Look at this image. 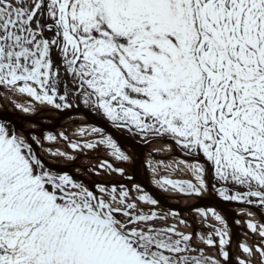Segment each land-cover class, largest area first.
<instances>
[{"label":"snow or ice","instance_id":"snow-or-ice-1","mask_svg":"<svg viewBox=\"0 0 264 264\" xmlns=\"http://www.w3.org/2000/svg\"><path fill=\"white\" fill-rule=\"evenodd\" d=\"M0 90L56 109L71 107V94L115 128L179 150L164 167L191 178L164 176L161 188L200 196L210 175L224 200L264 207V0H0ZM78 134L99 139L60 138L129 159L100 128ZM93 168L124 174L108 160ZM157 204L51 168L0 124V264H231L214 209L198 210L213 229L202 234ZM247 227L259 240L239 244L236 264H264V223Z\"/></svg>","mask_w":264,"mask_h":264},{"label":"bare ground","instance_id":"bare-ground-1","mask_svg":"<svg viewBox=\"0 0 264 264\" xmlns=\"http://www.w3.org/2000/svg\"><path fill=\"white\" fill-rule=\"evenodd\" d=\"M30 98L26 96H20V95H15L8 93L5 90H0V106H2L6 110H12V111H17L21 114L28 115L34 118V120H28L26 121L25 119L22 121L23 127L28 130H33L38 126V124L42 122H47L49 119H57L59 116V111L47 104H39L38 102L32 101L29 103ZM17 104L24 105L30 108V111L25 112L22 110V108L17 107ZM59 123L61 126L64 127L65 132L67 133L68 136L74 137V138H87L91 136H95L97 134H86L85 136L81 137L78 134V130L80 127H97L102 129L103 133L106 132V126L105 125H97L94 123V121L91 119L90 115L82 112H76L70 116H67L65 118H62L59 120ZM57 126L55 125H49L46 128L42 129L37 135H31L32 141L38 146L40 150V155L41 158L45 161L46 164H54L56 165V162L58 161H64L65 164H62L61 166H56L60 171H69L75 178L83 180L87 183L92 184L93 182L96 181H102V182H111V181H116V179H113V177L109 178H103L97 174H95V169L93 168V165L98 164L100 160L108 159L114 162V164L117 167H123L126 170V173H134L136 175V178L139 179L141 182H143V179L141 177V169L138 165L137 159H135V155H132L129 157L127 161H117L115 160L114 157L109 155V151L107 148L102 147V148H97L93 150H87L85 156H82L81 153L78 151H73L70 148L66 147L65 145L63 146V151L66 153H71L75 157L73 160H68L66 158L63 159H55L51 157L46 149H44V146L48 144V141L44 139L47 135H54L57 137L58 143H63L64 140L60 138V136L55 132ZM18 133H21L18 131ZM33 137H35L37 140H39L41 143L37 144L34 140ZM107 150V151H106ZM179 150L175 149V146H172L171 149L169 148V145L164 143L163 141H157V140H152L150 143H148L146 147V155L148 156H161V155H156V152L163 154L162 156L169 155L172 152H177ZM66 163L70 164L68 166ZM156 168L157 171L154 173L153 169ZM148 173L150 178L152 179L153 185L155 186L156 190L165 198L169 199L172 204L175 206H183L186 204H189L191 202H194L197 200V197L194 196H182L179 192L177 191H172V190H165L158 186L155 183V180L160 178L161 172L157 168V164L153 163L150 161L148 163ZM130 178L127 180V183L130 185L133 182H136L132 177L134 175L129 176ZM187 179H190L191 177L189 175H186ZM109 179V180H108ZM208 183H209V188L206 192H204V195L207 196H216L212 185L210 183V180L208 178ZM221 211V210H220ZM236 214V219L235 223L241 227V238L247 239L249 241L250 245H253L259 240V237L256 236L255 234L251 233V231L247 227V222L245 221L248 218L253 219L256 222H264V210H261L259 213H256L250 208H236L234 210ZM249 213H252L250 216ZM190 214V213H189ZM223 219L226 222L227 229L229 226L228 219H227V212L223 211L222 213ZM192 221H194L192 219ZM187 230V229H186ZM250 235L256 239L257 241H254L253 239L250 238ZM234 243V242H233ZM235 246V243H234ZM209 251L215 252L214 248H208ZM236 264V261H235Z\"/></svg>","mask_w":264,"mask_h":264},{"label":"water","instance_id":"water-1","mask_svg":"<svg viewBox=\"0 0 264 264\" xmlns=\"http://www.w3.org/2000/svg\"><path fill=\"white\" fill-rule=\"evenodd\" d=\"M76 112H82V113H86V114L90 115V117L94 121V123H96L97 125L102 124V125L106 126V132L104 134L111 135L112 138L116 142L122 143V141H123L131 147L132 151L136 155L138 164L140 166V169L142 172L141 177L143 179V182H141L139 179H137L136 175L133 177V179L136 180L145 189V191L148 192V194L150 196H152L154 199H156L158 201V204L161 207L169 209L172 212H176V213H178V215H180L181 213L187 212L190 209H193L196 207H201V206L217 207V208L225 210L227 212L228 218L230 220L229 221L230 236L232 238L234 237L237 241L236 247L233 250H230V255L232 257L231 264H235V259L237 257L239 250H240L239 244L242 243V238L235 233V229L241 231V228L239 226H236V224H235L236 214H235L234 210L237 207H250L254 211H256L257 213H259L260 209L258 207L254 206L252 204H245V203H241V202H237V201H226L221 197L207 196V195L196 196L197 200H195L194 202H191L189 204H186L184 206H180V207L175 206L174 204H172V202L169 199L163 197L156 190L155 186L153 185L152 179L149 176L148 165H147L148 160L166 159L169 156L166 155L164 157H157V156L146 155L145 150H146V147L148 145V142H140V141L136 140L129 133L123 132V131H118V130L112 128L111 126H109L107 124V122L104 119L96 116L93 112H91L90 110H88L86 108L73 107V108H69V109L59 110V116L57 119H49V121H47V122H42V123L38 124V126L36 128H34L33 130L25 129L23 127V123H22V121L24 119L25 120H34L33 117L21 114L17 111L6 110L2 106H0V119L10 122L13 125L15 130H19L23 134V137L26 140H28L29 143H32L34 150L40 155V150H39L38 146L32 141L31 135L32 134H38L42 129L46 128L49 125H55V126H57V128L62 133H64L66 136H68L64 130V127L61 126V124L59 123V120H61L62 118H65L67 116H70ZM68 137H69L70 141H75V142H80V143H83L84 141H92V140L99 139L98 135L87 137V138H73L71 136H68ZM174 155L179 157L181 155V153L180 152H174ZM62 164H65V162L64 161L56 162V166H60ZM66 164L71 167L70 164H68V163H66ZM49 166L51 168H53V165H49ZM121 182H122V184L126 183L125 180H122ZM84 183H86V182H84ZM184 196H186V195H184ZM216 254H217V257L219 258L218 253H216ZM222 264H224V262H222Z\"/></svg>","mask_w":264,"mask_h":264},{"label":"rangeland","instance_id":"rangeland-1","mask_svg":"<svg viewBox=\"0 0 264 264\" xmlns=\"http://www.w3.org/2000/svg\"><path fill=\"white\" fill-rule=\"evenodd\" d=\"M62 91H63V89H62ZM57 102H59V101H57ZM68 102L72 105L71 107H83V108H87V109H89L90 111H92L96 116H99V117H102L98 112H96V111H94L93 109H91V108H88V107H85L80 101H79V99L78 98H74L71 94H69V97H68ZM45 105V104H44ZM71 107H69V108H71ZM61 109H67V108H61ZM103 118V117H102ZM104 120L112 127V128H114V129H117V130H121V131H125V132H128L127 130H125V129H118V128H115L114 126H112L105 118H104ZM26 121H28V120H26ZM0 124H2L7 130H8V132L11 134V133H14V131H13V126H12V124L10 123V122H7V121H0ZM59 136H60V133H62V132H60L59 131V129H57L56 128V131H55ZM128 133H130V132H128ZM133 137H135L136 139H138V140H140V141H142V142H145V141H147L148 143H150L152 140H157V141H159V139H156V138H154V137H148L147 138V140H145V139H143L140 135H137V134H134V133H130ZM34 135H37V134H34ZM160 141H162V140H160ZM117 144H118V146L125 152V154L128 156V157H131L132 155H135L134 154V152L132 151V149H131V147L128 145V144H126L125 142H123L122 141V143H119V142H117ZM62 145H65L66 147H68V142L67 141H64V144L62 143H58V142H49L48 141V144L47 145H45L44 146V149H48V148H51V149H53V150H55L56 148H59L60 150H62L63 149V146ZM102 147H104V146H99V148H102ZM72 150V149H71ZM63 151V150H62ZM107 151V150H106ZM108 151L110 152V149H108ZM79 153H81L82 154V156H85V154L84 153H86L87 152V150L85 149V150H83V151H78ZM69 154H71V153H69ZM50 155V154H49ZM156 155H163V154H160V153H158V152H156ZM73 156V155H72ZM160 156V157H161ZM135 157V156H134ZM163 157V156H162ZM173 157H178V156H176V155H170L169 156V158L168 159H152V160H150V161H152L153 163H156L157 164V168H158V170L162 173L161 174V176H160V178L161 177H164V176H168L169 178H172V179H187L186 178V175H184V174H182V173H179V172H170L169 170H166L165 169V167H164V165H167V164H169V163H171V158H173ZM55 159H63V158H59V157H57V158H55ZM135 159H136V157H135ZM104 160H108V159H104ZM101 161V160H100ZM109 162H111V163H114V162H112L111 160H108ZM149 161V162H150ZM138 162V161H137ZM162 162V163H161ZM95 165H97V164H95ZM114 165V164H113ZM139 165V164H138ZM94 166V165H93ZM118 168H122L123 170H124V174L123 175H120V174H118V173H104V172H101L100 174H99V176H101V177H103V178H109V177H113V179H116V181H118V180H120V178L122 177V178H126V179H129V177L128 176H131V175H135L134 173H126V170H125V168H123V167H118ZM53 169H55V170H58V171H60L59 169H57V168H53ZM96 171V170H95ZM60 172H62V171H60ZM64 172V171H63ZM109 180V179H108ZM115 181V182H116ZM100 182H102V181H100ZM112 182V181H111ZM210 183H211V185H215V187L216 188H219L221 185L220 184H218L215 180H214V178H212L211 176H210ZM86 184V183H85ZM87 185H91V184H87ZM124 186V185H123ZM139 187L141 190H142V193H145L144 191H143V188L140 186V185H138L136 182H133L132 184H130V185H127V186H125L127 189H129L130 190V192L133 194V195H140V194H142V193H137V192H135V188L136 187ZM213 188V187H212ZM213 190H214V188H213ZM214 192H215V194L216 195H218V193L214 190ZM219 196V195H218ZM256 205V204H255ZM144 206H148V205H143L142 207H144ZM258 206V205H257ZM258 207H260L262 210H264V207H261V206H258ZM241 208H243V207H241ZM244 208H246V207H244ZM146 211L147 210H149V209H147V208H144ZM200 209H203V210H207V209H214L220 216H222L223 217V215H222V213H223V211L224 210H221V209H218V208H210V207H198V208H196V209H193V210H196V211H193V210H191L190 211V213L192 214H186V213H184V214H182L181 216L182 217H180L179 216V218H183V219H185L186 221H188L189 222V225H191V226H193L194 228H195V230L198 232V233H202V234H207L208 233V231L209 232H211V231H213V229L211 228V227H207L206 226V224L205 223H202L201 221H202V218L199 216V214H198V210H200ZM218 209V210H217ZM154 210H156V211H158V212H160L161 214H163V213H170V211H168V210H166V209H160V208H154ZM221 210V211H220ZM191 215V218L194 220V222L192 221V222H190L189 221V219H188V217ZM187 217V218H186ZM227 219H228V217H227ZM249 220H253V219H251V218H248V219H246L245 221L246 222H248ZM225 221V220H224ZM228 221H229V219H228ZM169 222H171V219H170V221ZM195 223V224H194ZM208 224H212V225H215L216 227H222L220 224H219V222H217V221H215V220H212L211 218H209V220H208V222H207ZM258 223H264V222H258ZM203 225L205 226V228L203 227ZM193 227H189L188 229H187V231H192L193 230ZM202 228V229H201ZM209 229V230H208ZM228 231V230H227ZM236 233H238L239 234V230H236ZM250 238L251 239H253L254 241H257L256 239H254L251 235H250ZM235 240V239H234ZM236 241V240H235ZM248 243L249 244V241H247V239H245V241H244V243ZM236 243H237V241H236ZM250 245V244H249ZM207 250V249H206ZM206 254L207 255H212V253L211 252H207L206 251ZM243 254L241 253V255L240 256H242ZM239 256V257H240Z\"/></svg>","mask_w":264,"mask_h":264}]
</instances>
